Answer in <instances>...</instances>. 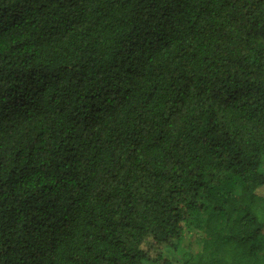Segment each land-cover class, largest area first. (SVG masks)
<instances>
[{"label": "trees", "instance_id": "1", "mask_svg": "<svg viewBox=\"0 0 264 264\" xmlns=\"http://www.w3.org/2000/svg\"><path fill=\"white\" fill-rule=\"evenodd\" d=\"M166 251L264 264V0H0V264Z\"/></svg>", "mask_w": 264, "mask_h": 264}, {"label": "rangeland", "instance_id": "2", "mask_svg": "<svg viewBox=\"0 0 264 264\" xmlns=\"http://www.w3.org/2000/svg\"><path fill=\"white\" fill-rule=\"evenodd\" d=\"M199 249H200V244L196 231L188 230L184 240L181 243L180 251L196 253L199 251ZM166 256L171 262V264H175V259L177 258L176 254L171 253L170 251H166Z\"/></svg>", "mask_w": 264, "mask_h": 264}]
</instances>
